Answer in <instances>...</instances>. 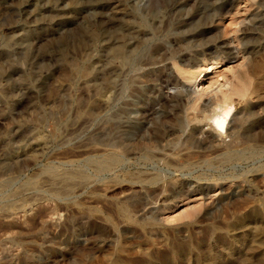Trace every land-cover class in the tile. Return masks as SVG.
<instances>
[{"label":"rangeland","instance_id":"1","mask_svg":"<svg viewBox=\"0 0 264 264\" xmlns=\"http://www.w3.org/2000/svg\"><path fill=\"white\" fill-rule=\"evenodd\" d=\"M127 29L149 35L150 55L175 46L196 63L113 76L109 131L105 31ZM262 62L264 0H0V264H264V90L234 93ZM224 95L231 159L192 143ZM108 134L169 142L172 157L114 161Z\"/></svg>","mask_w":264,"mask_h":264},{"label":"bare ground","instance_id":"2","mask_svg":"<svg viewBox=\"0 0 264 264\" xmlns=\"http://www.w3.org/2000/svg\"><path fill=\"white\" fill-rule=\"evenodd\" d=\"M121 16H122V18L127 17L126 13H122ZM108 22H110V18L108 19ZM124 22L126 23L127 26H129V27L131 26V24L128 21H124ZM132 32H130L129 29H127V31L122 30L120 33L117 34V36H118L117 40L112 42V39H111L112 33L109 30L105 31L106 41H107V46H106V50H107L106 79L108 82L107 85H110L111 87L108 86V89L106 90L107 96H106L104 107H105V110H106L108 118H109V121L107 122L108 123L107 128L109 131H111V129H112L111 126L113 124V121L110 119V117L115 116L118 118L119 112L120 113L122 112V110H120V109L113 111V108H115L114 106L116 105L115 103H113V98H114L113 93L115 91L113 89V76L118 77L124 73V76L126 77V75L128 76L131 72H133L130 76L131 77V83L137 84L138 83L137 82V80H138L137 79L138 78L137 72L138 71H141V74H142V75L140 74L141 77L151 76L149 74H151L152 72H156L157 74H159V76H160V73L163 72L167 76L174 77L171 66L175 67L176 69H179L178 67H180V66L192 67L196 63V62L192 61L193 59L190 58L189 55H186V54L185 55L184 54L178 55V50L175 48V46H173V47L168 46L166 49H162L161 52H157V53L154 52L153 54L150 55V53H151L150 48L152 45L146 44L147 42L150 41V38L148 37L149 35L145 32H143V33L139 32V31L138 32L136 31L135 33L134 32L132 33ZM166 44H169V42L166 41ZM115 58L118 60L117 65L112 64V62ZM71 63H72V61H71ZM196 65L200 66L199 63ZM216 66H218V63L213 62L204 68H199L198 70H196L194 72V78L192 80H195L196 78L202 79L203 77H205L207 75V73H209L213 69H215ZM253 67L257 71V76H255V78L254 77L253 78H249V77L247 78L245 76H242L240 86H238L234 90V93L237 94L238 96H240L242 99H244L247 103H250L256 96H258L260 94L261 90L262 91L264 90V62L254 64ZM192 75L193 74H191V76ZM258 75H260V77ZM128 84H129V82H125V84L122 85L121 89H117L119 91L115 95H117V97H119L123 93V88H124V91L127 88H129ZM181 86L184 87V85H182V84H181ZM163 88H165V87H163ZM168 90H170V89H168ZM178 90L180 91L181 89H178ZM171 91H173V90H171ZM174 91L176 92L175 94H177V89H175ZM181 91L183 92V90H181ZM162 95H163V99L164 100L166 99L167 101H168V97L174 96V95H170L169 92H166ZM139 97H141V96H138V95L135 96V99H137L136 101L139 103H136L134 101L133 104L132 103L129 104V106H131V113L135 114V112H136V115H137L138 110H140V109H138L139 106H142L141 102L138 100ZM169 101H170V99H169ZM214 104H215V107L213 109H211V111H210L211 113L205 115V113L203 112V109L201 111L211 121V125H209V126L213 132L211 131L206 136H204V137L202 136L199 139H194L192 141V143H193V145L197 144L200 147L210 149L212 152H214V151L222 152L221 156L223 158L231 159L233 157V154L237 152V150H234L235 149V146H234L235 143L233 144V143L229 142L228 144L222 145V144H219L220 142L217 143V141H219L218 138H219L220 134H226V135L230 136L233 139V141H234V138L236 140L237 135H239V130H237L238 125L236 123L239 122V119H237L235 117L236 119L233 120L235 125H232V126L230 125L231 127L228 128L227 127V121H229V119L231 118V116H232L231 114H232V111L234 109L233 101H231L230 99L228 100V98L224 95L223 97H221V99H219ZM150 109L151 108H149V110ZM149 110H148V112H149ZM143 112H144V109L142 110V113ZM150 113H151V111H150ZM189 118H190V116H189ZM132 119H133L132 120L133 124H136L137 118L134 117ZM121 124H123V123L118 119L116 125L120 126ZM112 136L113 135H110V134L107 135L106 145H107V151L108 152L107 151L106 152L108 153V157L114 161L122 162L126 159L132 158L136 155V151L142 150L144 147L150 150V153H152V156L154 158L159 157V158L169 159L172 157L171 153H169L167 151V150H169L167 147V146H169L168 145L169 142H168V144L167 143H164V144H160V143L143 144L139 141L137 142V141H133V140L132 141L123 140L120 136H116L115 138H117V140L113 142ZM188 140L190 141V139H188ZM258 140H264L263 136L258 137ZM166 142H167V140H166ZM234 142H236V141H234ZM186 144L189 145L188 143H186ZM179 146H181V145H179ZM184 147H185V145H184ZM233 147H234V149L232 150ZM169 148H171V147H169ZM245 148H247V147H245ZM251 150L254 152L253 149H251ZM213 154H215V153H213ZM220 159H221V157H220ZM170 161H168V162H170ZM219 161H221V160H219Z\"/></svg>","mask_w":264,"mask_h":264}]
</instances>
